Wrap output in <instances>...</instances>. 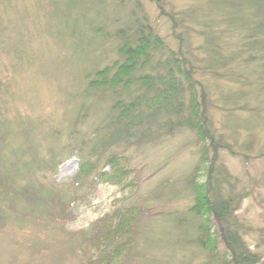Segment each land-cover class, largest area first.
<instances>
[{
    "label": "rangeland",
    "instance_id": "374dc122",
    "mask_svg": "<svg viewBox=\"0 0 264 264\" xmlns=\"http://www.w3.org/2000/svg\"><path fill=\"white\" fill-rule=\"evenodd\" d=\"M135 14L164 44L152 67L179 51L192 65L197 97H205L206 118L221 135L217 162L243 195L236 213L249 227L244 239L264 257V0H0V165L19 177L10 179L13 191L54 196L48 212L15 193L2 200L0 190V264H97L102 252L92 246L91 231L125 207L141 213L132 244L112 264L220 262L198 245L200 220L190 210L188 180L208 145L193 131L164 129L141 143L136 137L104 151L96 146L95 171L74 179L81 156L113 130L103 131L108 117L119 114L110 92L90 90L86 76L123 62L117 33ZM182 97L190 107L191 92ZM138 107L144 113H134L146 119L144 103ZM110 153L127 159L126 179L135 186L95 180L109 169L103 159ZM62 206L65 213L54 216ZM218 246L223 250L222 240Z\"/></svg>",
    "mask_w": 264,
    "mask_h": 264
},
{
    "label": "trees",
    "instance_id": "16d2710c",
    "mask_svg": "<svg viewBox=\"0 0 264 264\" xmlns=\"http://www.w3.org/2000/svg\"><path fill=\"white\" fill-rule=\"evenodd\" d=\"M239 6L240 4H238ZM144 22L143 14L142 16L135 14L130 25L118 30L117 34L121 43L118 52L124 57L123 62L113 63L98 70L93 74V78H89V75L86 76L89 79L88 88L90 90L110 92L109 95L115 100L111 107L112 111L119 112V114L117 117H108V121L103 125V131H109L111 128L113 130L104 138L98 139L95 147H91L87 156H81L79 172L74 179L77 182L84 178L87 179L95 171L96 162L93 163L90 160L93 155L97 154L98 146H100V150L104 151L115 145L132 144L136 137L137 142L141 143L148 138H159L162 136L161 130L166 129V134H169L176 129L180 130L185 127L197 135L199 142L208 144L203 148L201 159L188 180L195 195V204L190 210L200 220L198 245L207 251L211 261H220L217 264H264L262 254L253 251L244 239L249 227L244 228L240 224L236 213L243 195H237L235 181H231V175L223 164L217 162L218 149L221 148V135H215L211 122L206 118L205 97L203 94L199 96L200 98L197 97V82L191 79L192 65L180 56V51L179 53L169 51L172 52L171 59L159 60L156 66L152 67L154 55L161 59L160 57L166 51L163 52L162 39L154 36L152 31H146ZM259 30L262 31V27ZM249 39L250 37L248 39L244 37L245 42ZM257 43L259 44V41ZM250 45L249 42L243 43L244 47ZM157 51H161V53L158 55ZM149 63H151L149 72L139 74L138 72L146 70ZM155 69H162L165 73H158L159 70L157 72ZM173 69H177L183 78H176ZM134 86L140 87L131 97V90ZM188 91L191 92L190 107L185 104L182 97ZM125 97H131V99L126 102ZM142 103L146 108V119L142 115L134 113L136 110L144 113L138 107ZM156 123L161 128H158L155 133L152 126ZM4 134L6 133H3V140L6 138ZM155 134L156 136H154ZM84 145V142L80 144L78 152L83 150ZM210 149H212V158L208 157ZM100 155L101 153L97 156L100 157ZM103 160L104 168L109 169L101 170L96 181L99 179L108 181L118 184L122 188L135 186L131 182H127L126 174L131 171L125 167L128 164L125 157H118L115 153H110ZM202 171H205V180L198 183L196 179L199 178ZM12 172V169L8 170L0 165L2 200L8 199L9 193H15L18 201H23L30 207H46L48 212L53 208L54 196L51 200H47L40 196L38 190H30L26 194L13 191L10 179L17 178L18 180L19 177ZM19 196H22V199ZM60 209L62 210L58 212H56L57 208L54 209V216L65 213L63 206ZM140 210L137 207H125L107 215L99 221L100 226L94 227L91 231L90 241L92 246L102 252L97 264H112L115 261L114 258L119 257L120 252L132 244L134 221L141 213ZM58 219L60 220V218ZM121 240L125 242L119 244ZM219 240H222L223 250L218 246ZM89 264L93 263L89 261Z\"/></svg>",
    "mask_w": 264,
    "mask_h": 264
}]
</instances>
